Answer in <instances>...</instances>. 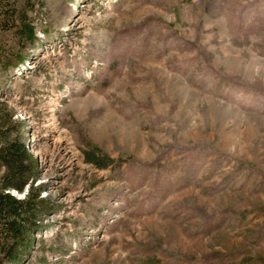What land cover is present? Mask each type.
I'll use <instances>...</instances> for the list:
<instances>
[{
	"label": "rangeland",
	"instance_id": "obj_1",
	"mask_svg": "<svg viewBox=\"0 0 264 264\" xmlns=\"http://www.w3.org/2000/svg\"><path fill=\"white\" fill-rule=\"evenodd\" d=\"M65 83L79 159L41 161L21 264H264V0H0V103L37 117Z\"/></svg>",
	"mask_w": 264,
	"mask_h": 264
},
{
	"label": "trees",
	"instance_id": "obj_2",
	"mask_svg": "<svg viewBox=\"0 0 264 264\" xmlns=\"http://www.w3.org/2000/svg\"><path fill=\"white\" fill-rule=\"evenodd\" d=\"M25 127L23 120L14 118L11 108L0 103V264L23 263L28 258L24 252L36 243L35 234L45 227L42 221L53 211L50 198L41 196L44 185L35 184L38 160L27 146ZM86 161L97 167L111 162L95 150L87 154ZM27 184L29 190L24 198L12 193L24 191Z\"/></svg>",
	"mask_w": 264,
	"mask_h": 264
},
{
	"label": "built area",
	"instance_id": "obj_3",
	"mask_svg": "<svg viewBox=\"0 0 264 264\" xmlns=\"http://www.w3.org/2000/svg\"><path fill=\"white\" fill-rule=\"evenodd\" d=\"M40 36H43V34ZM65 43H66L65 38H60L52 43L45 44L40 51L33 53L32 56L28 58V60L19 64L15 68V71L13 72V76L15 78H21L23 76L25 77L28 74L31 76L34 72H36L40 60H44L48 58L55 59V56L58 55L56 53L58 52L59 48H61ZM90 77L91 76H87V78ZM62 81H60L59 83H61ZM69 92H70L69 85L66 83L63 84L61 89H59L55 94H53V96H50L52 97V101L50 102V105L39 109V115L37 117H34L31 114H25L24 112H22V110H19L21 120L24 121L26 118H29V122L28 124L26 123V127H25L27 132H25L24 135L30 152L38 160V172L41 161H46L47 158L54 159V161L57 164L61 165L60 168H62L61 170L62 174L67 171L72 161L75 160L77 162L79 159L78 151L74 146V142L72 138L63 128V126L61 125L58 119V116L56 115V113L60 108V101L62 102L63 99L67 97ZM18 107L24 108V106L21 105H18ZM24 122H26V120ZM57 133H62L63 140L58 143L56 142L53 143L52 137ZM51 143L52 145H50ZM36 181L35 184H41V183H36ZM28 190H29V184L25 186L24 191L22 192L12 191V193L17 198L22 199L26 196L25 193H27ZM17 193H21L23 195L19 197ZM41 196H46V195L42 192ZM42 222L43 224H45V218ZM42 230L38 232L40 233L42 232Z\"/></svg>",
	"mask_w": 264,
	"mask_h": 264
},
{
	"label": "bare ground",
	"instance_id": "obj_4",
	"mask_svg": "<svg viewBox=\"0 0 264 264\" xmlns=\"http://www.w3.org/2000/svg\"><path fill=\"white\" fill-rule=\"evenodd\" d=\"M57 135H58V137H59L60 133H59V134L57 133ZM58 141H59V140H58Z\"/></svg>",
	"mask_w": 264,
	"mask_h": 264
}]
</instances>
